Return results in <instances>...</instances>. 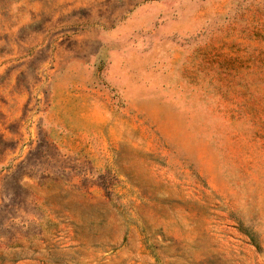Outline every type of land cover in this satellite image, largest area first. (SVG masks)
I'll return each instance as SVG.
<instances>
[{
    "label": "rangeland",
    "instance_id": "obj_1",
    "mask_svg": "<svg viewBox=\"0 0 264 264\" xmlns=\"http://www.w3.org/2000/svg\"><path fill=\"white\" fill-rule=\"evenodd\" d=\"M0 264H264V0H0Z\"/></svg>",
    "mask_w": 264,
    "mask_h": 264
}]
</instances>
